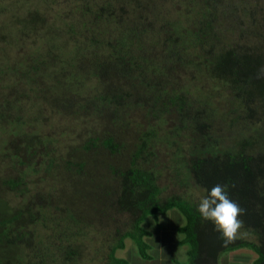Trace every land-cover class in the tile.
Segmentation results:
<instances>
[{"label": "trees", "instance_id": "obj_1", "mask_svg": "<svg viewBox=\"0 0 264 264\" xmlns=\"http://www.w3.org/2000/svg\"><path fill=\"white\" fill-rule=\"evenodd\" d=\"M19 1H23V8L14 19L30 27L19 34L21 40L28 41L30 36L36 39L40 33L38 24L46 23L47 18L26 6V0ZM71 1L81 19L65 24L55 18L52 28L53 32L62 28L59 32L68 38L66 45L58 46L61 41L55 40L56 46H39L42 50L32 54L20 50L18 62L15 58L9 60L19 72L30 75L27 77L31 83L35 74L57 61L66 65L63 73L76 86L89 81L106 85L108 91L93 88L86 98L68 107L73 114L95 115L99 121L107 120L113 125L123 124L118 110L128 107L132 92L140 90L136 104L144 116L136 133L137 149L128 168L113 169L120 180L119 194L114 190L118 198L109 200L108 194H103L99 197L101 207L92 203L93 211L108 219H115L114 212L128 211L136 215V220L132 229L123 234L119 227L103 231L94 218L78 215L74 208L57 200L59 194L50 189L28 195L35 186L30 184V174L36 175L40 169L48 172L54 166V160L49 158L40 159L36 167L34 158L52 154L49 150L63 136L57 137L53 127V132L46 135L37 130L25 133L22 117H10L12 108L3 104L0 125L21 128L17 138L5 143L4 153L16 163L24 164L25 160L26 166L16 175L2 178V186L18 197L29 198L25 199V207L16 208L14 214L8 211L7 204H0V264H82L79 260L89 245L97 251L91 254L94 258L86 257V264L97 258L102 260L100 264H127L115 255L124 247L125 238L131 237L138 251L145 253L143 237L149 232L141 227V221L149 214L165 213L173 207L187 219L182 227V242L189 246L188 264H217L221 253L245 247L258 254L253 264H264V75L257 78L264 67V25L257 22L264 15V0H181L184 8L176 11L177 17L171 23L152 10L153 20L163 23L158 36L168 44L169 49L164 51L163 46H149L148 51L140 46V39L149 32L140 28L145 20L143 2L150 0ZM175 2L179 0H166L162 13L175 9ZM22 13L26 18L18 17ZM169 17L173 18L171 14ZM115 33H120L119 37L108 41L106 37ZM244 33L252 40L244 39ZM131 43L135 46H129ZM108 55L119 62L112 68L120 77L115 82L93 77L91 68L99 70ZM114 88L122 89L121 101L112 96ZM49 89L33 93L36 90L28 83L24 91L7 92L15 102L22 103L26 97L31 105L35 104L31 100L35 94L45 103L44 95H49ZM24 108L22 105L17 110ZM57 112L66 113L60 109ZM35 120L28 121V127L37 124ZM90 134L93 148L115 152L120 146L117 140L123 135L125 144L132 130L104 128L102 136L96 130ZM162 153L172 154L170 170L181 186L165 198L160 196L162 188L158 183L165 166L160 160ZM87 164L88 159L72 163V170L82 172ZM43 178L40 179L45 181ZM76 182L82 184V178ZM216 184L226 186L229 198L244 210L239 217L242 226L227 245L214 225L197 211L200 199ZM47 205L52 209L48 210ZM98 235L100 240H96ZM112 237L117 241L114 244L109 243ZM20 245L26 247L25 254L19 255Z\"/></svg>", "mask_w": 264, "mask_h": 264}, {"label": "rangeland", "instance_id": "obj_2", "mask_svg": "<svg viewBox=\"0 0 264 264\" xmlns=\"http://www.w3.org/2000/svg\"><path fill=\"white\" fill-rule=\"evenodd\" d=\"M26 1L27 3L29 2L30 5L26 4V6L36 10V12L39 10V15L47 18V21L44 24H38L40 33L37 35L36 39L30 36L28 41H22V35L19 34L28 32L30 27L26 23H17L20 21L14 19V17L16 16L17 11L22 10L23 1L0 0V106L7 104V109H10V107L12 108L13 111L8 112L10 117H16L17 115L22 117V128H26L25 133L30 134L33 130H37L43 135H46L53 132V127L57 132V137H59V134L63 136L59 137L57 142L54 143L55 146L53 145V150H49L52 154H49V156L42 155V158L37 156L34 160L32 159L34 161V166L36 167L41 163L40 159L46 161V159L49 158L54 160V166L48 172L40 169L36 175L30 174V184L32 186L35 184V186L33 190L28 192V195L36 194L37 190L41 191L50 189L53 191V194H59L57 200L68 204L67 206L71 208H74L78 215L82 214L83 218H94L97 222L96 224L101 226L103 231L119 227L120 233L123 234L124 232L132 229V225L136 220V215H133L132 212L128 211H117L116 213H111L114 215L115 219H108V217L103 216V213L99 215L98 211L94 212L92 209V203H97L96 206L98 208L101 207L103 203L99 197L103 194L105 197H107L106 194H108L109 200H115L118 198V195H116L114 190H117V193L119 194L120 180L116 178L117 174H115L113 169L128 168L132 158L131 155H133L137 149V147H135V144L137 143L136 133L137 130H139V122L142 120L144 114L136 104V98L142 93L139 89L132 92V97L128 107L124 110H118L119 119L123 122V124L113 125L107 120L99 121L95 115L87 116L85 114H73L69 112L71 110L68 107L79 98H86V95L93 91V88L94 91H108L106 85H99V82L91 83L89 81V83H85L83 85L77 84L76 86L73 84L72 80L63 73L66 70V65L57 61V63H49L48 66L46 65L44 70L35 74L33 83H31L32 80H29L27 77L30 75H25L19 72L9 59L13 60L15 58V62H18L20 60V50H23L22 52L26 54L37 53L42 50L39 46H56L54 44L55 40L61 41L58 46L66 45V43H68V38L61 37L60 35L62 34L59 32L62 28H58L56 32L52 31V28L55 25V18H61L63 20L61 22L69 24L75 19L80 20L81 13L73 10L76 5L71 0ZM180 1L181 0H179L178 3L175 2L173 6L175 9L171 12L164 10V13H162V10L165 9L164 6L166 0H150L146 3L143 2L145 14L142 16L145 20L144 22L142 20L140 28L142 30L147 29L149 32L143 36V39H140L142 40L140 46L142 47L143 45L146 51L149 50V46H155L158 49L163 46V51L168 47V44L164 43L158 36L160 28L163 27V23L154 21L151 11L156 9L159 16H162L163 18L166 17L167 21L171 23L175 21L177 17L176 11L184 8L183 5L180 4ZM169 13L173 18L169 17ZM18 17L26 18V13H22ZM90 19H93V17L90 16ZM257 22L260 25H264V15L258 18ZM167 25L169 26L170 24L167 23ZM190 26L192 27V23ZM114 29V27H110V30ZM3 32H6L7 35ZM119 35L120 33L118 36L115 33V35H108L106 38L108 41H112L119 37ZM243 37L246 40H252L248 33H244ZM46 38L50 39L48 40ZM31 44H37L38 46H30ZM129 46L135 45L131 43ZM135 51L138 52L137 49ZM118 65L119 62L110 57V55L104 56L102 66L99 70H95V67L91 68L94 73L93 77L98 79L108 78L109 81L115 82L120 77L115 75L112 68ZM28 83L32 87L34 86L36 92L33 93H37V89L43 90L50 88L49 90L51 93L49 92L47 97L44 95L45 103H42L40 101L41 99L36 94L35 98L30 95L31 100H35V104L30 105V102L26 97L22 100V103L15 102L11 96V92H7L13 91L18 93L24 91ZM115 89L116 88H114V91L116 92L112 96H116V98L121 101L120 94L122 93V89ZM39 96L43 98V95ZM22 105H24L25 108L22 111H18L17 107ZM28 105H30V107H28ZM57 109L66 113H59L57 112ZM46 118H49L48 122L45 121ZM34 120L37 124L28 127V121L33 123ZM87 120H89V122ZM104 128H112L115 130L129 129L132 130V134L126 137L125 144L121 139L123 137L122 135V137L117 140L120 144L119 148L115 152L110 150H107V152L104 148L99 150L98 148H93L89 144L90 133L96 130L100 133V136H102L103 134H101V130ZM20 129L21 128H16L12 125L7 127L0 125V204H7V209L11 212V214L15 213L14 211L16 208L25 207V199L29 198L28 195L24 197L16 196L14 192L9 191L6 186L3 187V183L1 182L2 178H8L10 175L14 176L20 169L26 166L25 160L24 164H19L15 162V159L11 160L4 153V149L7 146L5 143L14 136L17 138ZM88 146L92 148L89 149ZM169 152H171V150H169ZM86 159H88V164L84 171L78 172L72 170V163L82 162ZM172 159V154L165 155L162 153L160 155L161 163L165 165L162 173L158 177V183L162 188V193L160 195L162 198L172 195L181 188L174 173L170 170V163L172 162ZM86 168L88 170V174H85ZM41 177H45L43 178L45 181L40 179ZM80 178H82V184L76 182L80 181ZM98 200H100L101 203H99ZM109 200L107 201L109 202ZM59 206L63 207V205ZM37 208L38 206L36 205L35 210ZM47 208L48 210H50V208L52 209L49 205H47ZM119 212L121 213L117 215ZM118 237L119 235L116 239H118ZM100 239L101 235H98L96 240ZM116 239L112 237L109 243H116ZM134 248L137 250L136 246H134ZM17 251L19 255L25 254L26 247L24 245H20L18 246ZM96 251V247L89 245V248H85L82 252L83 254L79 261H81L82 264H86V257L89 255L90 258H94V256L91 257V254ZM229 252L230 251L221 253L220 258L223 257L222 259H225L227 253ZM101 262L102 260L97 258L95 262H89L88 264H100Z\"/></svg>", "mask_w": 264, "mask_h": 264}, {"label": "crops", "instance_id": "obj_3", "mask_svg": "<svg viewBox=\"0 0 264 264\" xmlns=\"http://www.w3.org/2000/svg\"><path fill=\"white\" fill-rule=\"evenodd\" d=\"M186 223V216L177 207L149 214L141 221V227L149 232L143 237L147 244L145 253L136 250L133 239L126 237L124 247L116 250V258L125 259L127 264H188L189 246L182 242ZM257 257L252 249L239 248L227 253L225 259L219 258L217 264H253Z\"/></svg>", "mask_w": 264, "mask_h": 264}, {"label": "clouds", "instance_id": "obj_4", "mask_svg": "<svg viewBox=\"0 0 264 264\" xmlns=\"http://www.w3.org/2000/svg\"><path fill=\"white\" fill-rule=\"evenodd\" d=\"M262 75L264 67L258 71L257 78H261ZM225 188L226 186L220 184L212 186L207 195L200 199L197 211L203 220L214 225V229L221 234L224 244L227 245L234 241L242 226L239 217L244 210L229 198Z\"/></svg>", "mask_w": 264, "mask_h": 264}, {"label": "flooded vegetation", "instance_id": "obj_5", "mask_svg": "<svg viewBox=\"0 0 264 264\" xmlns=\"http://www.w3.org/2000/svg\"><path fill=\"white\" fill-rule=\"evenodd\" d=\"M120 213H121V212L117 213V215L120 214Z\"/></svg>", "mask_w": 264, "mask_h": 264}]
</instances>
